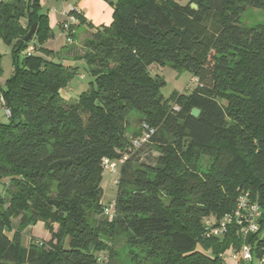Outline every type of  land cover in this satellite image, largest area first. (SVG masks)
Returning a JSON list of instances; mask_svg holds the SVG:
<instances>
[{"label":"trees","instance_id":"obj_1","mask_svg":"<svg viewBox=\"0 0 264 264\" xmlns=\"http://www.w3.org/2000/svg\"><path fill=\"white\" fill-rule=\"evenodd\" d=\"M111 4L112 23L98 28L70 11L77 26L92 29L76 60L94 77L72 102L60 94L77 68L44 48L54 35L40 0L0 1V39L13 60L0 83V110L10 113L0 123V264H99L106 255L114 264L109 237L121 232L144 255L137 264H229L221 255L244 243L260 258L264 217L247 238L235 225L222 239L206 238L205 229L206 220L233 212L241 194L264 208V23L245 27L237 8L264 9V0ZM167 64L190 72L198 87L164 97L152 68ZM134 114L142 126L129 139ZM143 125L157 132L130 155ZM124 156L109 221L102 160ZM40 222L50 240L24 245L23 232Z\"/></svg>","mask_w":264,"mask_h":264},{"label":"rangeland","instance_id":"obj_2","mask_svg":"<svg viewBox=\"0 0 264 264\" xmlns=\"http://www.w3.org/2000/svg\"><path fill=\"white\" fill-rule=\"evenodd\" d=\"M0 1L9 2L12 0ZM116 1L117 0H69L67 3H65L57 0H40V4L41 12L48 15L49 24L55 38L59 36V26L57 21L60 17L56 13H59L62 10V7L70 5H74L76 7L79 6V4H82L84 7L83 12L86 14L90 13L91 17L96 18L95 20H97V18H100L102 14L101 5L106 4L107 7L111 8V2L115 3ZM237 6L241 16V20L245 27L253 26L260 22L264 23V9L259 10L242 5ZM89 38L90 34L87 26H77L75 44L73 43V45H69L67 49L63 50V54L65 53V55H62L61 58L69 61L67 63L68 66L77 68L74 77L72 78L68 86L64 89V92L62 90L61 95L68 98L65 99L67 101L73 102L77 100L82 93L88 92L92 88L91 84L94 82V77L92 76L89 67H87L88 65L86 64L84 59L76 60L85 54V42ZM62 40L64 39L60 38L59 41ZM62 43L63 41L61 42V44ZM55 47L59 48L60 46H56V44L53 43L50 44V46L48 45V47L44 48L49 51H54L53 49H56ZM23 54H25V52ZM42 55L44 56V54ZM0 57L2 59V66L4 70L3 75L0 77V83L4 85L13 73V60L12 46L5 43L2 39H0ZM152 73L163 78L165 85L160 91L166 98H168L174 91L183 95H190L198 87V84L195 82V79L190 72L178 71L168 64L164 66L155 65L154 68H152ZM65 92L67 94H65ZM7 122L8 117L6 116V112L4 110H0V123ZM130 123L131 125L128 129L127 136L129 137V139H132L140 133L142 125L140 123V118L136 114H134V116L130 119ZM149 151H151L150 147H148V152ZM146 154L147 151L142 152L140 154V160H144L146 158ZM145 160L147 161L148 158H146ZM149 161H151V159H149ZM120 170L121 166L119 168V171ZM103 174V192L101 200L105 205L115 204L118 199L119 192V187L116 184V180L119 178V176L113 175L112 172L107 169H104ZM5 183L6 181L0 182V194L5 191ZM41 233H43L42 228L39 230L36 229L34 231H29L24 235L23 244L27 245V243H29L31 240L37 239L36 236H40ZM109 242L111 243L113 251L115 253V261L113 262L114 264H137V256H144L139 253V249H137L135 245L130 241L128 234L125 232H121L117 235L109 237Z\"/></svg>","mask_w":264,"mask_h":264},{"label":"built area","instance_id":"obj_3","mask_svg":"<svg viewBox=\"0 0 264 264\" xmlns=\"http://www.w3.org/2000/svg\"><path fill=\"white\" fill-rule=\"evenodd\" d=\"M60 2H68L69 0H57ZM74 10L71 7L69 11L65 12V20L61 23V29L65 36L66 44H73L74 37L77 34V25L79 24V19L75 14H71L70 11ZM78 14L80 12L75 9ZM34 47L30 46L28 52L32 54ZM196 82V79H195ZM10 113L6 111L8 116ZM157 131L148 126L143 125V134L140 137H137L132 140V146L130 148V155L142 148L151 142L152 137ZM128 156H124L120 160L111 161L108 158L102 160V166L104 169H107L112 172L113 175H118L119 178L116 180L118 185L121 170L119 171L120 166L125 163ZM103 215L108 218V220L113 221L116 217V207L115 204H109L105 207ZM264 217V208L258 200L252 201L248 193L241 194L239 197L235 210L223 216L218 220L208 219L206 220V229L205 236L210 239H222L229 233V228L231 226H236L239 228V235L247 238L250 235H254L262 229L261 220ZM224 259L232 261L236 264L239 262L243 264H264V253L260 258L255 259V249L248 243H244L240 248V251H231L229 255H221ZM99 264H110V258L108 255L102 256L99 260Z\"/></svg>","mask_w":264,"mask_h":264},{"label":"crops","instance_id":"obj_4","mask_svg":"<svg viewBox=\"0 0 264 264\" xmlns=\"http://www.w3.org/2000/svg\"><path fill=\"white\" fill-rule=\"evenodd\" d=\"M65 3H67V2H65ZM70 5V4H69ZM67 7H69V8H67ZM71 7L72 8H75V9H77L81 14H82V16L87 20V22L88 23H91L95 28H98V27H101V26H109L111 23H112V21H113V8L111 7H107L106 6V4H104V5H101V7H102V14H101V17L100 18H97V20H95L96 18H93V17H91V14L89 13V14H86V13H84L83 12V9H84V7H83V5L82 4H79V6H74V5H70V6H66V7H62V10L59 12V13H56V14H58L60 17L58 18V21H57V23H58V26H59V36L58 37H55V38H53L52 40H50V41H48L45 45H44V47H48V45L50 46V44H56V46H60L59 48H56V49H53L54 51L53 52H55L56 53V60H59V61H62L65 65H67V63L69 62V61H67L66 59H64V58H61V56L62 55H65V53L63 54V50H65V49H67V47H69V45L67 46V44H66V41H65V36H64V34H63V32H62V29H61V23L65 20V15H64V13L65 12H67V11H69V9H71ZM93 18V19H92ZM84 26H86V25H84ZM88 28V27H87ZM89 29V34L91 35V33H92V29H90V28H88ZM60 38H62V39H64V40H62L63 41V43L61 44V42L62 41H59L60 40ZM59 39V40H58ZM76 40V39H75ZM74 44H75V42H74ZM73 45V44H72ZM154 68V67H153ZM63 92H64V90H63ZM61 94H62V91H61ZM60 94V95H61ZM65 94H67L66 92H65ZM62 97L64 98V99H68V98H66L65 96H63L62 95ZM70 97V96H69ZM2 110H4V109H2ZM5 111V110H4ZM42 228V231H43V233H41V235L40 236H36V238H37V240L38 239H41V241H49L50 240V238H51V235L49 234V232H47L46 230H45V228H44V224L42 223V222H40V223H38L36 226H33V227H29L28 229H26V231H24L23 232V239H24V235L25 234H27L29 231H34V230H36V229H41ZM32 241V240H31ZM30 241V242H31ZM29 242V243H30ZM29 243H27V245H29ZM230 264H236V263H234V262H232V261H230L229 262Z\"/></svg>","mask_w":264,"mask_h":264},{"label":"water","instance_id":"obj_5","mask_svg":"<svg viewBox=\"0 0 264 264\" xmlns=\"http://www.w3.org/2000/svg\"><path fill=\"white\" fill-rule=\"evenodd\" d=\"M192 7H193L194 9H197V6H196L195 4H193ZM35 32H36V25H33V27L30 28V32L28 33V35L24 38V41H25L26 43H28V44L31 43V41H32L33 38H34ZM192 114H193V116L198 117L199 114H200V110H198V109H193ZM260 203L262 204V200H260Z\"/></svg>","mask_w":264,"mask_h":264}]
</instances>
